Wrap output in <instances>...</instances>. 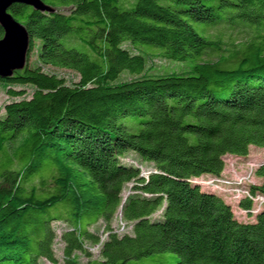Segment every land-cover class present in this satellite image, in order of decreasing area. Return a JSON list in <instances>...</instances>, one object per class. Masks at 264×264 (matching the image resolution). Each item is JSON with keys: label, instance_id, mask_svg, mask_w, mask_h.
I'll return each instance as SVG.
<instances>
[{"label": "trees", "instance_id": "16d2710c", "mask_svg": "<svg viewBox=\"0 0 264 264\" xmlns=\"http://www.w3.org/2000/svg\"><path fill=\"white\" fill-rule=\"evenodd\" d=\"M43 1L56 12L10 9L30 52L23 70L0 77L13 99L0 104V264H60L57 238L63 264H83L78 253L84 264H167V254L176 264H264V164L261 183L238 198L251 223L192 181L264 147V0ZM218 29L245 41L223 44L209 36ZM153 59L186 68L152 74ZM131 153L154 172L142 175ZM117 213L130 230L99 241L89 228L110 230ZM55 221L67 226L60 235ZM88 242H101L100 260Z\"/></svg>", "mask_w": 264, "mask_h": 264}, {"label": "rangeland", "instance_id": "374dc122", "mask_svg": "<svg viewBox=\"0 0 264 264\" xmlns=\"http://www.w3.org/2000/svg\"><path fill=\"white\" fill-rule=\"evenodd\" d=\"M62 12L68 13L67 9H62ZM221 33L220 36L223 38V44L230 45L234 43V41L239 44L241 42H244V36L243 35H237L236 33L232 34V32L224 29H218L213 30L209 32V36H215L217 33ZM226 49V48H224ZM36 55L35 53L31 54V58L29 61V65L32 66L34 63H36ZM149 66L153 69L152 74H169L172 72H182L185 70L186 65L182 64H175L163 59H153L148 62ZM151 70V69H150ZM187 70V69H186ZM43 71L48 74H56L58 77H61L65 79L68 83V85H72L73 83H76L79 81V76L77 73L65 70V69H58V68H51V67H43ZM126 79H131L134 77L127 76ZM19 89V88H16ZM31 92L29 91V94L27 97H30ZM13 101V99H10L8 95L6 94L5 90H1L0 93V104L4 106L5 104ZM2 113H0L1 115ZM126 159H128V163L132 164L134 167H137L140 169L141 174L144 176H148L150 173L154 172V168L144 162H141L137 159V156L135 154H129L126 156ZM123 161V160H122ZM225 169L222 172L221 176L219 177H213V176H203L199 179L192 180L194 183H197L201 186L203 190H210L217 192L227 203H233L231 204L232 210L234 215L236 216L237 220L239 222L244 223H251L255 221V215H247L246 212H244L241 208L237 206L238 198L241 201L243 197H248L249 193L247 194V189L254 186L259 185L261 183V180L256 176V170L259 168L260 165L264 164V147H255L252 146L249 150V154L246 157H234V156H226L225 157ZM133 187V184H128L123 196L126 198L129 194H131V188ZM262 198H256L254 199V202L256 203V207H258V202H262ZM254 206V209L257 210V208ZM115 217V220L112 222L111 229L108 230L106 225L103 222L98 223L95 226H92L89 228V231L96 235L99 239V241H107L109 238L110 233L113 231V233L118 232H127L129 231V227L126 225L125 222L120 221V214L117 213ZM160 216V212L155 214L153 218H157ZM53 228L55 229L57 235H60L64 230H66L67 226L63 222L55 221L52 224ZM100 243H86V250L91 254L90 260H100ZM54 252L59 259V263L63 264L65 262L64 255H63V244L61 241L57 238L54 243ZM80 257V261L84 263L88 262V258L84 256L81 253H78ZM167 257L170 259L168 260L167 264H176L175 258L176 256L173 254H167ZM44 264H47L44 262ZM135 264V263H134ZM137 264H157L154 259H147L146 262H138ZM165 264V263H163Z\"/></svg>", "mask_w": 264, "mask_h": 264}, {"label": "water", "instance_id": "95a60500", "mask_svg": "<svg viewBox=\"0 0 264 264\" xmlns=\"http://www.w3.org/2000/svg\"><path fill=\"white\" fill-rule=\"evenodd\" d=\"M17 4L27 5L43 13L56 10L43 0H0V27L4 36L0 39V77L10 78L26 67L30 52V36L26 27L10 13Z\"/></svg>", "mask_w": 264, "mask_h": 264}]
</instances>
